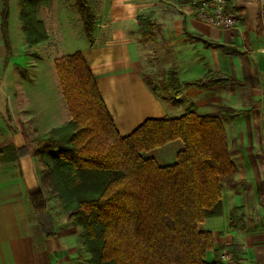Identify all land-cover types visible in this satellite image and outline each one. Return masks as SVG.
I'll return each mask as SVG.
<instances>
[{
    "label": "crops",
    "instance_id": "1",
    "mask_svg": "<svg viewBox=\"0 0 264 264\" xmlns=\"http://www.w3.org/2000/svg\"><path fill=\"white\" fill-rule=\"evenodd\" d=\"M84 1L93 17L90 39L85 35L74 0L67 1L71 7L63 6L59 0L53 22L47 26L40 20L46 33L43 53L37 52L40 43L30 53L34 60L42 57L49 68L53 65L49 75L53 81L47 85L51 89H11L8 114L4 117L0 113V149L10 147L19 151L16 160L0 164V264H14L11 244L20 246L19 240L27 237L38 236L32 246H36L37 252L30 263L41 264L38 259L46 258V250L38 246L43 237L28 204L23 177L34 174L30 153L33 138L69 121L54 60L75 52H80L86 61L121 136L129 135L146 119L179 117L190 105L197 114L208 113L212 106H227L226 103L227 107L245 111L230 124L235 122L239 139L259 148L238 158L233 182L222 188L219 213L205 219L199 228L211 234L216 247L236 248L239 264H264V146L260 137L264 133V17L259 14L257 0H240L230 7L236 27L226 31L199 21L190 0ZM52 5L53 1L45 8L53 9ZM145 14L155 28L143 41L139 16ZM38 15L39 9L37 18ZM188 34L232 47L235 52L206 47ZM2 48L3 63V44ZM47 50H51L50 54L44 56ZM11 59L6 67H10ZM157 66L163 68L165 77L162 89L167 91L164 90L163 98L145 76L146 71L158 70ZM170 70L176 71L180 84L197 81L208 72L230 77L236 84L217 83L210 90L181 86L180 95L174 96L166 83ZM26 78L24 83L28 81L32 86L33 80ZM224 129L226 133L225 123ZM181 148L180 141H173L142 156L154 158L160 166L170 165ZM234 207L243 208V230L228 227L229 212ZM224 253L227 257L223 262L235 264L232 253L228 249ZM1 256L6 260L1 261Z\"/></svg>",
    "mask_w": 264,
    "mask_h": 264
},
{
    "label": "trees",
    "instance_id": "2",
    "mask_svg": "<svg viewBox=\"0 0 264 264\" xmlns=\"http://www.w3.org/2000/svg\"><path fill=\"white\" fill-rule=\"evenodd\" d=\"M18 2L21 31L32 47L46 39L35 11L49 5L50 0ZM75 8L90 39L93 17L84 0H75ZM8 13V0H0L3 68L13 56ZM154 28L149 15L139 16L143 41ZM188 36L201 40L206 47L235 52L232 47ZM54 70L70 122L36 135L34 150L40 159L50 156L57 166L67 168L70 176H78L73 184L65 186L70 191L66 195L75 202L68 214L76 217L83 229L84 250L92 263L226 264L221 257L228 249L233 262L239 264L236 248L216 247L211 234L200 230L199 225L219 213L222 180L236 171L224 123L245 111L212 106L208 113L197 114L190 105L179 117L146 119L129 135L121 136L80 52L55 59ZM166 81L174 96L180 95L181 86L210 90L217 83L236 84L230 77L212 72L180 84L175 70L167 73ZM173 141H180L182 148L170 165L160 166L154 158L141 155ZM18 157L19 151L13 148L0 149V164ZM23 180L40 235L53 239L52 215L48 214L37 178L32 173ZM243 215L242 207L232 208L229 229L243 230Z\"/></svg>",
    "mask_w": 264,
    "mask_h": 264
},
{
    "label": "rangeland",
    "instance_id": "3",
    "mask_svg": "<svg viewBox=\"0 0 264 264\" xmlns=\"http://www.w3.org/2000/svg\"><path fill=\"white\" fill-rule=\"evenodd\" d=\"M51 1H53V9L49 10L45 8V5L39 6L38 18L35 11V17L39 22L42 23V25L44 21L47 26L53 22L54 13L60 5L57 4L59 0H50V2ZM62 1L63 6L65 5L66 7H71V5H67L68 0ZM8 6L9 13L7 28L13 56L10 61V67H5L4 70H2V56L4 51L0 36V113H2L4 117L8 114L6 108L7 102L12 101L11 89H51V87L49 88L47 85L50 81H53L52 77L49 76L50 72L53 73V65L51 64L49 68L48 63L43 61L42 57L38 60L30 58V53L33 51V46L29 47L27 45L21 31V22L19 19L20 5L18 0H8ZM69 22L72 21L69 19ZM43 43L44 41L40 42L42 50L39 48V46L37 48V52L42 51L41 53H43ZM50 51L51 50H47L44 56L50 54ZM157 68L158 70L156 69L146 71L145 76L153 90L163 98L165 96V91H167V89H162L165 84V77L163 68L160 66H157ZM26 76L33 80L32 86L34 83V87L29 86L28 81H25L24 83L23 80L27 79ZM167 95L170 96L171 94L167 93ZM228 96L231 98V94L227 93V97ZM226 104L228 106V103ZM68 122H70V116ZM225 128L226 141L229 151L231 152V159L233 160L234 164L238 162V158L241 156L243 157L250 151L259 148L253 143L244 142L239 139L241 137L237 136L236 134L235 122L231 124L225 123ZM260 137L262 139V145L264 146V133ZM30 153L34 159L32 162V166L34 167V175L37 178L39 189L44 199H46V209L48 214L52 215L53 229L55 232V237L53 239L45 240L41 238L43 241L40 239V242H38V246L40 245L46 250V258L38 259V261L41 262V264H93L90 254L84 250L83 229L78 224L77 218L74 216H69L68 214L75 206V202L72 199H69V197L66 195V193H69L70 191L68 192L65 186L68 184H73L72 182H74L78 176H70L68 169L57 166L55 162L52 161L50 156L40 159V156L35 153V150L31 145ZM141 155H144V153ZM242 157L240 159H242ZM55 167H57V169ZM231 177L232 178H226L222 180V186H227L228 183L231 185L230 183L233 182L232 180L234 179V175ZM63 187L65 190L62 189ZM65 201L66 204H64ZM37 237L38 236H36V239L27 237L21 242L19 240V243L21 244L20 246H16L17 243L11 244L10 248L13 250L11 261L14 264H32L30 263L31 259H34L35 257L33 254L37 252L36 246H34L36 250L32 249V246L37 241ZM3 258L5 261V256H1V261ZM208 259H210V255L208 256Z\"/></svg>",
    "mask_w": 264,
    "mask_h": 264
},
{
    "label": "built area",
    "instance_id": "4",
    "mask_svg": "<svg viewBox=\"0 0 264 264\" xmlns=\"http://www.w3.org/2000/svg\"><path fill=\"white\" fill-rule=\"evenodd\" d=\"M240 0H190L195 8L196 17L206 25L220 30H233L236 27V18L231 9ZM259 14L264 17V0H257ZM227 255L222 254V260Z\"/></svg>",
    "mask_w": 264,
    "mask_h": 264
}]
</instances>
